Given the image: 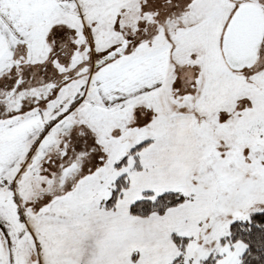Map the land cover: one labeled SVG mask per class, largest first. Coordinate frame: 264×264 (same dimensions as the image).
<instances>
[{
	"label": "snow or ice",
	"instance_id": "6c2138e0",
	"mask_svg": "<svg viewBox=\"0 0 264 264\" xmlns=\"http://www.w3.org/2000/svg\"><path fill=\"white\" fill-rule=\"evenodd\" d=\"M0 264H264V0H0Z\"/></svg>",
	"mask_w": 264,
	"mask_h": 264
}]
</instances>
